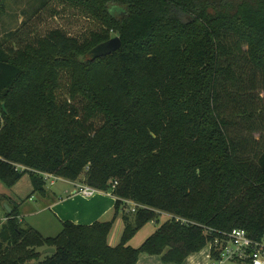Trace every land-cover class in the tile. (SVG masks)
Segmentation results:
<instances>
[{"label":"trees","instance_id":"obj_1","mask_svg":"<svg viewBox=\"0 0 264 264\" xmlns=\"http://www.w3.org/2000/svg\"><path fill=\"white\" fill-rule=\"evenodd\" d=\"M62 1L101 29L83 40L57 28L16 48L0 44V181L12 187L28 174L43 194L44 173L83 176L116 198L114 215L65 221L44 236L21 226L4 195L0 264H136L142 255L183 264L233 228L264 237V0ZM112 33L121 47L107 53ZM242 126L259 139L231 134ZM162 212L172 218L127 245Z\"/></svg>","mask_w":264,"mask_h":264},{"label":"crops","instance_id":"obj_2","mask_svg":"<svg viewBox=\"0 0 264 264\" xmlns=\"http://www.w3.org/2000/svg\"><path fill=\"white\" fill-rule=\"evenodd\" d=\"M1 182V181H0ZM49 182V187L47 183ZM46 182L44 193L34 190L31 178L28 174L23 175L18 182L7 189L1 187L0 193L5 195L11 205L17 206L20 211L21 223L29 219V226L38 230L44 236H55L63 227L65 221L75 224L90 225L95 221H108L114 215L116 198L108 192L98 191L92 197L79 195L76 184L78 181H69L59 178L51 183ZM3 184V183H1ZM39 217L45 218L43 221ZM171 215L160 213L157 221L146 223L129 240L127 245L139 247L157 228L168 220ZM124 230V221L118 217L108 235V244L117 246L120 243ZM59 231V232H58ZM209 246L200 252L191 254L183 264H209ZM136 264H164L160 256L142 255ZM228 264H250L245 262H230Z\"/></svg>","mask_w":264,"mask_h":264},{"label":"rangeland","instance_id":"obj_3","mask_svg":"<svg viewBox=\"0 0 264 264\" xmlns=\"http://www.w3.org/2000/svg\"><path fill=\"white\" fill-rule=\"evenodd\" d=\"M4 4L5 11L0 14V44L5 47L16 48L18 45L31 41L35 37L43 36L50 30L57 28L80 40L88 37L92 31L98 32L101 29L98 21L62 0H5ZM116 36L115 33H112V38ZM68 83V79L63 78L62 88L59 92L60 99L67 98ZM251 93L253 94L250 96L255 99L254 105L258 107L260 104L257 100L258 93L260 97L263 95L261 84H258V88ZM232 107V104L229 105L226 114L233 110ZM232 129L231 134L233 136L241 139L248 138L249 143L251 139H259L260 132L249 131L243 126ZM83 179L82 176L79 181L84 183ZM1 183L3 182H0V188L7 189V186ZM47 186L49 187V182ZM3 196L0 193V199ZM126 206L131 210V203H126ZM2 212L4 210L0 206V213ZM44 219L39 217L38 220L43 221ZM29 222V219H25L21 226L26 228L29 226Z\"/></svg>","mask_w":264,"mask_h":264},{"label":"built area","instance_id":"obj_4","mask_svg":"<svg viewBox=\"0 0 264 264\" xmlns=\"http://www.w3.org/2000/svg\"><path fill=\"white\" fill-rule=\"evenodd\" d=\"M43 176L46 182L51 181V183H54L55 180L60 178L47 173H44ZM76 187V192L86 198L94 196L99 191L86 183H78ZM125 202L132 204L130 211H135L137 207L136 203L129 200ZM170 218H172V216ZM7 220L8 216L5 212L0 213V226L6 223ZM224 235L226 237L225 240H215L214 242L208 243L209 264H228L230 262L264 264V237L258 240L253 239L243 228H233L230 232L224 233ZM213 247H215L216 251L219 253L218 259H211Z\"/></svg>","mask_w":264,"mask_h":264},{"label":"water","instance_id":"obj_5","mask_svg":"<svg viewBox=\"0 0 264 264\" xmlns=\"http://www.w3.org/2000/svg\"><path fill=\"white\" fill-rule=\"evenodd\" d=\"M121 47V39L119 36L113 37L109 39L105 44H104V49H106L107 53H111L113 51L118 50ZM101 48V47H99ZM2 206L8 211L11 212V208L9 207L8 203L6 201L2 202ZM55 249L54 248H46L44 249V253H54Z\"/></svg>","mask_w":264,"mask_h":264}]
</instances>
